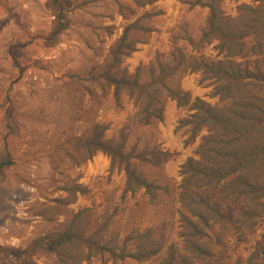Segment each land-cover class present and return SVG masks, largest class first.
Wrapping results in <instances>:
<instances>
[{"label": "rangeland", "instance_id": "1", "mask_svg": "<svg viewBox=\"0 0 264 264\" xmlns=\"http://www.w3.org/2000/svg\"><path fill=\"white\" fill-rule=\"evenodd\" d=\"M68 1L66 28L48 39L58 3L0 0V264H160L170 253L175 264H264L263 124L247 140L256 191L236 174L207 183L185 167L202 163L209 134L193 121L196 98L226 114L233 96L264 98L255 85L217 91L226 81L199 65L257 64L264 76V23L239 52L219 48L203 37L208 5L218 26L238 29L255 17L244 6L264 0ZM134 76L150 98L115 82ZM93 140L115 146L112 163ZM187 194L206 202L194 208L207 223ZM69 229L73 244L57 252L31 246ZM139 251L151 257L139 262Z\"/></svg>", "mask_w": 264, "mask_h": 264}, {"label": "trees", "instance_id": "2", "mask_svg": "<svg viewBox=\"0 0 264 264\" xmlns=\"http://www.w3.org/2000/svg\"><path fill=\"white\" fill-rule=\"evenodd\" d=\"M54 1L58 3L57 5L59 7L55 14L57 19L48 36V39L57 36L67 26L66 16L69 11L68 7L70 6V2L68 0ZM208 7L210 8V26L208 30L204 31L203 37H207L206 34L214 36L217 40H219V48H229L231 49L230 51L233 50L232 48H236L239 52L243 47L244 39L251 35L252 31L256 32L262 30L261 25L264 23V6L259 8H252L247 5L244 6L245 8L250 9L251 12L255 14V17L248 18L249 23L246 24L244 28L238 27V29L231 26V28H229L227 25L218 26L215 20L218 19L217 14H220V12H218V9L214 6L210 7L208 5ZM122 40H124V33L120 38V41ZM204 41V39H201L199 44L201 45ZM221 62L222 61H218L213 65L209 63L199 64L204 66L209 65L210 70L214 72L217 80L224 79L226 81V83L218 87L217 91L222 92L233 90L235 93H238L239 89L245 87L246 85L260 86L264 89V76L257 64H254V69L251 71L247 66L243 68L234 66L226 70L222 68ZM247 78L251 81L243 82V79ZM254 79H256V81H260L252 82ZM115 82L129 87L130 95L133 94L135 90H139L141 93H145L147 98H150L146 86L139 84L136 76H134L133 79H121ZM182 94L183 95L180 96V94L171 92V97L177 101V104L182 105L188 101L186 98L189 96L188 93ZM233 97V103L231 108H229V114H226L227 112H224V110H216V108H213L210 104L196 98L193 104V109H196L197 112L192 114L193 121L197 125V130L201 127V124H208L209 134L203 137V148L198 151L202 157V163H198L197 161L190 159L189 163H187L185 167L190 164V167H187L190 175L201 176L206 179L207 183H210L211 181H215L217 183L231 174H236L234 181H238V184H244L247 188L246 192L250 193L256 191L258 186L251 183L245 170L247 166L250 165L249 163L251 161L254 162V159L258 157L253 149H249L247 147V140L259 123L263 124L259 127L260 130L264 131V98H260L255 95L250 97L239 96L238 99H236V96ZM183 124L185 125L186 123L183 122ZM88 144H93L95 148L101 150L102 153L109 156L112 163L116 156V148L112 145V143H106L101 140H93L88 142ZM125 172L128 175L132 174L130 168L128 167L125 168ZM187 198L189 199V202H191L190 204L193 205L190 206L193 213L197 215L198 218L205 220L207 223L203 214L197 212L194 208V206L199 204L201 205V203L205 205L206 202L202 201L199 197L194 200L190 194H187ZM185 220L188 226L193 230V233L203 234V231H201V228L198 226L196 221L187 217ZM187 235L189 236L193 234L189 233ZM74 236H76V234L74 235L73 231H70L69 229L53 238H39L34 241L31 246H34V248H44L48 251L57 252V249L59 251V247H66L67 243L72 245ZM195 248L197 253L196 255L209 257V255L212 254L211 252L204 250L200 245L195 246ZM28 251L30 252L31 250L29 249ZM148 253L149 252L144 251L142 253V251H139V253L131 256L141 262L151 257ZM173 259V253H170L169 258L160 264H175ZM180 264L189 263L185 262L184 259Z\"/></svg>", "mask_w": 264, "mask_h": 264}, {"label": "crops", "instance_id": "3", "mask_svg": "<svg viewBox=\"0 0 264 264\" xmlns=\"http://www.w3.org/2000/svg\"><path fill=\"white\" fill-rule=\"evenodd\" d=\"M138 47H140V46H138ZM138 47L136 46V49H138ZM133 52H136V51H133ZM134 54H135V53H132L131 58L133 57ZM131 58H130V59H131ZM139 59H142V58L140 57ZM137 61H139V60H137Z\"/></svg>", "mask_w": 264, "mask_h": 264}]
</instances>
